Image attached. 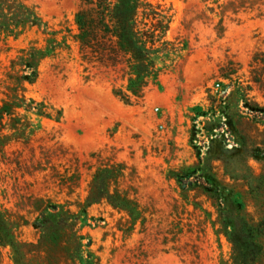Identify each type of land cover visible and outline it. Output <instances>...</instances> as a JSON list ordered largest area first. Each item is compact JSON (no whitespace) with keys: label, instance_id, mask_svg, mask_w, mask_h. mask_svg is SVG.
<instances>
[{"label":"rangeland","instance_id":"obj_1","mask_svg":"<svg viewBox=\"0 0 264 264\" xmlns=\"http://www.w3.org/2000/svg\"><path fill=\"white\" fill-rule=\"evenodd\" d=\"M28 1L44 23L0 30V264H230L264 201V0H114L122 36L87 46L93 4Z\"/></svg>","mask_w":264,"mask_h":264},{"label":"trees","instance_id":"obj_2","mask_svg":"<svg viewBox=\"0 0 264 264\" xmlns=\"http://www.w3.org/2000/svg\"><path fill=\"white\" fill-rule=\"evenodd\" d=\"M86 3L94 5L96 10V17L88 18L83 11L79 10L74 15V23L76 24V31L71 30L70 36L73 41H78L81 45L87 46L95 39L97 29L100 28L105 33H110L112 36L120 38L122 29L118 27L121 19L118 8L115 6L114 0H81ZM88 19V20H87ZM90 19V20H89ZM44 23L36 7L28 0H0V30L7 32L8 36L18 37L22 33L30 30L34 26L40 27ZM46 35H53L55 31H48L43 29ZM42 32V33H43ZM97 43H91V47L96 46ZM21 53L17 56V64L24 67L23 80L28 83H33L38 75V58L43 56V50L36 45L22 48ZM131 69L134 68V63L131 59L128 60ZM148 80L146 75L137 74L128 77L125 88L124 97L130 99L137 95L139 88ZM117 94L120 96V93ZM42 113L50 118L58 119L60 110L54 109L51 106L44 105L39 102ZM250 111L255 115L264 116V107L255 103L250 105ZM9 109L7 103L0 105V127L5 115V110ZM50 112H54L51 115ZM124 200H128L124 195ZM259 217H250V223H246V233L235 229L234 240L230 264H264V201L261 203ZM141 214V213H140ZM141 222L144 220L140 215Z\"/></svg>","mask_w":264,"mask_h":264},{"label":"built area","instance_id":"obj_3","mask_svg":"<svg viewBox=\"0 0 264 264\" xmlns=\"http://www.w3.org/2000/svg\"><path fill=\"white\" fill-rule=\"evenodd\" d=\"M215 86H216V87H219V83H215Z\"/></svg>","mask_w":264,"mask_h":264}]
</instances>
